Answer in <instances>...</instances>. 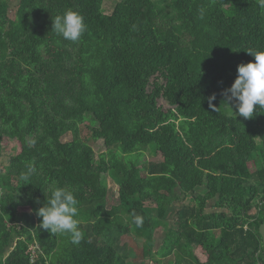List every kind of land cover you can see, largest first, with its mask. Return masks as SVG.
I'll list each match as a JSON object with an SVG mask.
<instances>
[{
    "label": "trees",
    "instance_id": "16d2710c",
    "mask_svg": "<svg viewBox=\"0 0 264 264\" xmlns=\"http://www.w3.org/2000/svg\"><path fill=\"white\" fill-rule=\"evenodd\" d=\"M102 5L15 0L11 16L0 0V153L3 138L20 145L0 163V264H136L125 235L154 264H264V109L244 119L222 95L253 59L245 50L264 49V0ZM68 10L86 25L75 42L51 28ZM81 125L109 157L96 159ZM148 147L161 159L141 164ZM107 177L118 187L109 208ZM56 187L78 201L79 244L39 227Z\"/></svg>",
    "mask_w": 264,
    "mask_h": 264
},
{
    "label": "clouds",
    "instance_id": "9594fccd",
    "mask_svg": "<svg viewBox=\"0 0 264 264\" xmlns=\"http://www.w3.org/2000/svg\"><path fill=\"white\" fill-rule=\"evenodd\" d=\"M51 28L65 40L75 42L86 30V25L79 13L68 10L52 20ZM245 51L253 59L237 65V75L222 95L232 110L235 109L236 116L249 119L254 115V108L257 111L264 109V49L249 48ZM213 100L214 94L208 102L215 110ZM28 171L31 174L35 169ZM77 204L72 191L63 187L52 189L47 203L36 210V215L41 218L39 227L51 234L68 235L71 243L79 244L83 233L76 219L79 211ZM132 223L142 227L144 218L133 213Z\"/></svg>",
    "mask_w": 264,
    "mask_h": 264
},
{
    "label": "rangeland",
    "instance_id": "374dc122",
    "mask_svg": "<svg viewBox=\"0 0 264 264\" xmlns=\"http://www.w3.org/2000/svg\"><path fill=\"white\" fill-rule=\"evenodd\" d=\"M11 1V8L9 11V15L13 16L12 13L14 11V2L15 0H10ZM120 0H103V8L105 13H108L110 10L113 9L114 5L116 2ZM158 104L162 106L163 109H167L169 105L165 102L164 99L160 98L158 99ZM227 110H231V107H226ZM81 133L82 137L87 140V142L92 146L94 152H95V157L98 159L99 155L101 153H104L106 157H109V150L105 147L103 144L102 140H94L89 137L90 133L87 127L84 125H81ZM63 139H69V135H66ZM20 150V145L17 140L14 139H8V138H3L2 142V148H1V153H0V163L1 166L4 167V165L7 163L8 158L12 155L17 153ZM132 156V154H126L125 158H128ZM133 156H136L134 154ZM161 159V154L159 152H154L151 150L149 147L143 152V155L140 157V163L143 164L146 161L153 160V161H158ZM107 185H108V197L106 200V206L109 208L112 205L117 204V185L109 178L107 177L106 179ZM188 199L185 200H179L177 202V205L180 204L181 202L186 203ZM148 203L147 205H149ZM151 206V205H150ZM169 223L173 224V220L168 218ZM165 230L161 228H157L152 231V237H153V247L152 249L155 251L159 246L162 245L163 243V238H164ZM218 235V234H217ZM123 242L125 243L129 256L128 259L130 262L136 263V264H154V262H150L147 259H144L142 256V239H136L133 235H125L123 238ZM207 247H209L208 242L205 243ZM203 249V247H201ZM204 250V249H203ZM196 251V250H195ZM204 253H207L206 250H204ZM143 259L144 261H139ZM169 259V258H168ZM169 262L166 261V264Z\"/></svg>",
    "mask_w": 264,
    "mask_h": 264
},
{
    "label": "crops",
    "instance_id": "0c3cea01",
    "mask_svg": "<svg viewBox=\"0 0 264 264\" xmlns=\"http://www.w3.org/2000/svg\"><path fill=\"white\" fill-rule=\"evenodd\" d=\"M158 249V248H157ZM196 250V251H195ZM156 251V250H155ZM193 252L194 254L198 257L199 261L201 262H205V260L207 259V255L206 253H204L203 249L201 248V246H196L193 248Z\"/></svg>",
    "mask_w": 264,
    "mask_h": 264
},
{
    "label": "water",
    "instance_id": "95a60500",
    "mask_svg": "<svg viewBox=\"0 0 264 264\" xmlns=\"http://www.w3.org/2000/svg\"><path fill=\"white\" fill-rule=\"evenodd\" d=\"M258 231H259V234L261 235L262 245L264 248V219H263L262 223L260 224Z\"/></svg>",
    "mask_w": 264,
    "mask_h": 264
},
{
    "label": "built area",
    "instance_id": "2783aa9c",
    "mask_svg": "<svg viewBox=\"0 0 264 264\" xmlns=\"http://www.w3.org/2000/svg\"><path fill=\"white\" fill-rule=\"evenodd\" d=\"M35 247H37L36 245H34V246H31V249L33 250Z\"/></svg>",
    "mask_w": 264,
    "mask_h": 264
}]
</instances>
